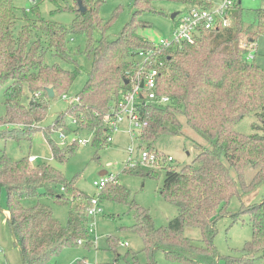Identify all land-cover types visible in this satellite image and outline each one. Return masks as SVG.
<instances>
[{
  "label": "trees",
  "instance_id": "trees-1",
  "mask_svg": "<svg viewBox=\"0 0 264 264\" xmlns=\"http://www.w3.org/2000/svg\"><path fill=\"white\" fill-rule=\"evenodd\" d=\"M52 1L74 13L70 25L41 16L38 6L19 16L14 0H0V89L5 96L0 137L31 139L33 132L43 130L52 157L65 161L81 145L78 138L63 150L53 137L61 133L59 128L71 130L65 125L69 116L74 131L91 130L92 142L104 146L123 94L139 71L140 52L153 49L156 54L146 69L157 71L156 92L169 101L151 102L142 93L139 112L144 124L137 131L138 147L155 146L162 135L177 134L193 140L197 155L180 168L169 165L165 169L161 193L178 207V214L167 225L156 227L150 212L131 202L136 216L131 228L142 237L153 263L155 253L161 251L173 264H218L222 258L226 264H264V196L248 207L243 202L264 184V68L254 62L256 56L248 60L249 49L242 46L247 30L241 0L230 9V26L203 31L192 43L164 49L155 48L153 40L140 34L142 28L151 26L141 17L157 11L155 2L210 8L215 0H130L132 16L112 40L105 33L116 15L106 21L101 17L104 0H64L63 5ZM257 13L256 26L264 30V8ZM97 27L104 34L100 39L93 36ZM81 35L85 41L79 44L76 37ZM254 40L251 33L245 43L250 46ZM82 75L84 82L75 90ZM50 87L54 97L66 95L74 101L53 125L42 129L39 123L47 117L53 98ZM247 116L257 119L251 134L236 129ZM149 151L156 154L152 147ZM36 161L0 153V187L7 193L9 221L23 264H52L67 246L79 245L78 241L89 246L92 201L57 167ZM126 170L155 175L140 166ZM119 184L108 183L101 197L126 201L128 190ZM46 197L70 204L67 226L42 201ZM77 197L84 201L75 202ZM233 197L242 201L238 212L230 210ZM226 214L235 221L248 214L253 236L238 254L223 256L214 237L218 221ZM185 226L200 228L204 245L184 235ZM76 264L86 263L79 260Z\"/></svg>",
  "mask_w": 264,
  "mask_h": 264
},
{
  "label": "rangeland",
  "instance_id": "rangeland-1",
  "mask_svg": "<svg viewBox=\"0 0 264 264\" xmlns=\"http://www.w3.org/2000/svg\"><path fill=\"white\" fill-rule=\"evenodd\" d=\"M64 4V0L58 1ZM244 8L243 19L247 33L244 35L246 41L251 33L254 34V45L256 47L253 60L264 68V30L256 26L258 22V9L264 8V0H241ZM17 6V13L22 16L24 11L39 7L41 16L70 25L74 20V13L66 8H60L59 4L52 0H14ZM155 12H147L142 19L151 23L150 27L142 28L140 34L155 42L161 38H171L176 29L175 19L171 17L174 12L183 13L189 9L187 5L169 1L155 2ZM38 9V8H37ZM134 8L130 0H104L100 15L106 21L112 18L110 28L106 31V38L116 39L125 24L130 20ZM30 13V12H29ZM258 35L256 34H259ZM100 28L94 31V38L103 37ZM83 35L76 37V42L84 43ZM245 41V42H246ZM250 43V41H249ZM142 57H139V61ZM84 75L77 79L76 89L82 86ZM4 89H0V116L5 113ZM26 100V99H25ZM70 106V101L64 95H57L50 99L48 115L39 124L42 129L53 125L58 115L65 112ZM255 116L243 118L236 126L238 131L246 134L254 132ZM65 125L69 129H61L53 134L59 147L63 150L73 144L75 139H88L86 144L77 145L76 150L70 154L65 161H59L52 157V149L43 130L32 133L31 139L20 140L0 137V153L3 151L13 159H21L27 156H37L36 162H49L74 183L86 195L98 201L96 208L98 212L90 215L93 232H90L89 246L84 241H78L79 245H71L62 249L60 254L53 260L52 264H76L83 260L86 264H173L164 253H155V261L151 262V256L144 250V241L138 232L131 226L136 222L131 202L147 209L154 220L156 227L165 226L174 218L178 207L167 200L161 193L165 169L169 165L177 168L191 163L197 155L192 139L184 135L165 134L156 142L155 146L147 143L138 147L140 140L129 131V120L125 119L117 129L111 133V140L104 146L94 144L91 130L80 129L74 131L72 119L65 117ZM40 127V126H39ZM188 131V130H187ZM196 139L198 136L188 131ZM62 133L64 138L61 137ZM137 135V134H136ZM62 141L64 143L62 144ZM76 146V145H75ZM153 148L158 155L154 162L140 160L138 154L142 149ZM167 155L173 156L172 163L167 161ZM138 156V157H137ZM137 157V159H136ZM134 160V161H132ZM134 163V164H133ZM143 167L147 172L155 175L141 176L140 174L126 170L131 165ZM117 178L119 185L128 190L127 200H117L112 197H101L102 190L95 184L101 178H108L110 175ZM115 183V182H111ZM116 184V183H115ZM264 196V184L255 193L244 198V206L248 207L258 202ZM75 202H83V198H73ZM42 201L50 207L54 216L63 226L68 225L70 204H61L54 197L43 198ZM92 206L93 202L91 203ZM242 201L233 197L230 202V210L238 212ZM9 203L7 193L0 187V264H23L20 247L15 243L12 228L9 221ZM183 234L189 237L194 243L204 245L201 229L195 226H185ZM253 226L248 214L238 216L235 221L230 214H226L217 223V233L214 237V244L221 255H235L252 239ZM218 264H226L225 258L219 260Z\"/></svg>",
  "mask_w": 264,
  "mask_h": 264
},
{
  "label": "built area",
  "instance_id": "built-area-1",
  "mask_svg": "<svg viewBox=\"0 0 264 264\" xmlns=\"http://www.w3.org/2000/svg\"><path fill=\"white\" fill-rule=\"evenodd\" d=\"M238 0H215V5L210 8H199L192 7L186 10L183 13H178L175 22L176 29L173 32L171 38H161L159 41H154L155 48L164 49L170 46L180 45L182 42H194L197 36H200L203 31L212 30L220 27H228L232 23L230 9ZM242 46L247 47L248 50V60H253L255 58L256 47L254 42H250V46L246 45L245 42L242 43ZM156 54V51L150 49L149 51L140 52L142 59L139 61V71L133 77L131 88L123 94V98L119 103V110L116 111L115 117L110 123V126L113 130L117 129L118 126L125 120H129V131L132 135L137 134V131L143 127V121L140 118L139 112V102L141 99L142 93L146 100L151 102H156L158 104H163L169 101L168 97H158L156 92L157 88V71L151 70L147 72L148 64L153 62V58ZM143 83V86H142ZM66 99L72 103L74 99L72 97L64 95ZM64 138V134L61 135ZM111 140V137L109 138ZM88 139H79V143L86 144ZM64 141H62V144ZM139 156V157H138ZM138 158L145 162H154L157 160V155L154 152H151L147 149L141 150L138 154ZM136 157V159H137ZM37 156H30L31 161H35ZM168 161L174 160L173 156H168ZM134 161V160H132ZM134 164V163H133ZM132 164V165H133ZM115 182L117 183V178L114 175H110L108 178H101L99 181H96L95 184L103 189L108 183ZM99 200H96L92 197L93 205L89 209V213L94 214L98 212L100 208H96ZM93 232V229L91 228Z\"/></svg>",
  "mask_w": 264,
  "mask_h": 264
},
{
  "label": "water",
  "instance_id": "water-1",
  "mask_svg": "<svg viewBox=\"0 0 264 264\" xmlns=\"http://www.w3.org/2000/svg\"><path fill=\"white\" fill-rule=\"evenodd\" d=\"M177 14H178V12H174V13L171 15V17L174 19V18L177 16ZM126 82L128 83L129 81L127 80ZM142 86H143V83H142ZM48 91H49V96H50V97H54V96H55V90H54L53 87H50V88L48 89Z\"/></svg>",
  "mask_w": 264,
  "mask_h": 264
},
{
  "label": "crops",
  "instance_id": "crops-1",
  "mask_svg": "<svg viewBox=\"0 0 264 264\" xmlns=\"http://www.w3.org/2000/svg\"><path fill=\"white\" fill-rule=\"evenodd\" d=\"M9 211V210H8Z\"/></svg>",
  "mask_w": 264,
  "mask_h": 264
}]
</instances>
